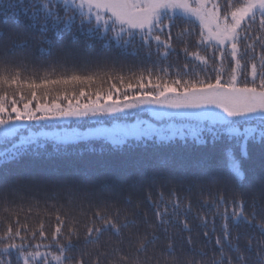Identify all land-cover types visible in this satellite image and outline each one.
<instances>
[{
    "label": "snow or ice",
    "instance_id": "6c2138e0",
    "mask_svg": "<svg viewBox=\"0 0 264 264\" xmlns=\"http://www.w3.org/2000/svg\"><path fill=\"white\" fill-rule=\"evenodd\" d=\"M0 17L2 24L11 19L16 25L23 18L25 34L38 31L44 36L49 47L40 49L41 56L53 54V41L47 37L52 32L57 39L66 35L70 44L82 45L85 51L94 49L96 43L101 51L115 48L119 56L139 60L142 68L135 83L119 76V85L112 84L107 91L90 93L80 88L72 98L64 95L66 105L53 100L31 107L28 100L21 108L15 94L10 99L6 90L0 92V141H15L11 150L0 149V180L15 183L18 177L9 166L26 158H63L82 146L96 153L99 145L100 156L119 155L127 163L120 173L105 167L99 177L96 173L81 174L85 188L90 181L100 188L99 193H86L89 202L95 200L97 204L83 235L74 227L65 231L64 218L58 213L50 239L43 223L37 231L29 232L18 219L15 228L4 219L0 264H264V222L254 225L255 200L249 214L244 192L253 189L264 199V0H0ZM173 29H179L175 39L184 43L186 61L182 67L167 63L169 56L177 54ZM193 34L196 51L189 49L185 39ZM4 38L5 33L0 31V42ZM17 47L26 48L27 43L17 45L13 41L11 49L0 52V86L26 85L33 90V100L38 88L88 84L95 79L93 75L72 74L44 78L39 83L22 81V69L9 59ZM200 50L211 55H201ZM78 51L65 48L57 63L61 59L65 64L74 62ZM226 61H230L228 69L224 67ZM20 98L24 100L22 93ZM82 127L85 130L81 131ZM49 145L53 147L51 156ZM148 148L199 152L195 159H160L158 170L193 182L226 179L241 190L228 198L218 192L212 203L215 216L223 222L220 234L215 235L217 252L210 258L203 248L195 251L192 229L186 220L183 231L189 235L180 247L186 244L192 255L177 254L176 240L168 232L180 208L175 192L171 193V217L167 205L163 210L154 205L156 224L145 218L143 226V214L130 211L131 192L123 208L118 206L114 193L105 195L113 184L131 180L128 187L132 188L144 179L146 171L127 158L138 149ZM254 152L259 156L258 176L244 167ZM151 179L155 181L157 176ZM257 179L258 187L254 183ZM148 199L151 201V196ZM163 199L161 193V202ZM200 219L206 229L209 221ZM241 224L257 227L260 234V238L247 236L243 249L239 245L241 236L233 237L231 231ZM150 229L162 230L164 241ZM203 235L208 244L212 243L208 231ZM28 236L32 241L39 237V241L33 244ZM159 243L164 246L158 248Z\"/></svg>",
    "mask_w": 264,
    "mask_h": 264
},
{
    "label": "trees",
    "instance_id": "16d2710c",
    "mask_svg": "<svg viewBox=\"0 0 264 264\" xmlns=\"http://www.w3.org/2000/svg\"><path fill=\"white\" fill-rule=\"evenodd\" d=\"M2 19V17H0ZM21 18V24L16 25L11 19L7 24L0 23V31L5 33V38L0 42V52L8 51L12 47L14 41L17 45L27 43L26 48L17 47L14 54L9 57L13 65L19 66L21 71L22 81H36L39 83L42 79H59L65 75H93L95 79L88 84H69V85H47L46 87L36 89V99H32V89L26 85L20 88L12 86H0V92L7 91L9 98L15 94L18 107H23V103L31 100V107H35L37 103L51 104L53 100L57 103L66 105L67 101L63 99L67 94L72 98V93L77 95L80 88H84L90 93L97 90L107 91L112 84L119 85V76L125 78V82L132 81L135 83V77L141 71V62L132 57H121L117 50L104 49L101 51L100 44L96 43L95 48L85 51L82 45L70 44L68 37L65 35L63 39H57L52 32L47 33V37L53 41L52 56H41L40 49H48V45L44 43V36H41L38 31H29L26 34L22 28L25 23ZM75 31V30H74ZM179 29H173V44L176 48V55H171L167 63L178 65L180 67L186 61L185 53L182 51L184 43L181 40L175 39ZM18 34V35H14ZM12 39L9 40V36ZM188 41V47L191 51L197 50L196 36L185 37ZM87 43H93L88 41ZM65 48L78 49V54L75 61H69L67 64L61 59L62 51ZM201 55H211L200 50ZM155 59V57H153ZM192 60V57H187ZM146 63V62H145ZM194 64H199L198 61L193 60ZM218 63V61L216 62ZM199 71V69H197ZM209 72L211 67H209ZM162 75V73H160ZM203 73L201 78H203ZM109 76L112 79H109ZM20 93L23 94L24 100L20 98ZM47 93V95H45ZM57 96L60 99L57 100ZM75 100H73V103ZM81 102H84L82 98ZM2 148V147H1ZM48 152L51 156L53 147L48 146ZM206 151V150H205ZM100 146H96V153H92L87 147L74 148L70 151L67 157L63 158H49V159H29L26 158L18 165L9 166L13 175L18 179L15 183H8L0 180V230L3 228V220L6 219L11 222L15 228L17 225L15 221L18 219L20 224H26L29 232L37 231L41 223L44 224V230L48 234L49 239L56 226L57 213L64 218L65 228L74 227L79 230L81 235L85 231V225H89L92 220V213L96 211L97 201L93 200L91 203L90 197L86 196L87 192L99 193V186L93 187V182L90 181L85 188L81 184V174L96 173L97 177L103 174L104 168L108 167L116 173H120L127 167L126 158L119 155H99ZM200 155L199 152H190L186 150L168 149L164 151L155 150L153 148L138 149L133 152L127 160L135 161L139 167L146 171V175L142 181L136 183L134 187L129 188L128 184L131 180L123 184H113L106 192L115 194V199L118 201V206L126 207L123 203L125 197L129 192L132 193L133 207L130 211H136L141 214V224L146 218L153 225L156 224L155 207L159 205L163 210L167 205L169 209V216L171 217L172 203L174 198L171 196L175 192L180 200V208L177 210L176 217L172 218L173 223L168 226L169 234L175 238L177 243V254L189 256L192 255L189 247L184 244L181 248L180 244L189 234L183 231V222L186 220L189 227L192 229L191 235L194 241L195 251L199 252L201 248L208 254L210 258L213 253L217 252L215 245V235L220 234V226L222 220L219 216H215V208L212 207L213 201L217 197L218 192H222L226 198L238 195L241 191L230 181L217 180L212 182H193L190 179L180 180L175 177L173 173L164 170H158V161L160 159H179L184 157L186 159H195ZM244 167L249 170L250 174L259 175V156L254 152L252 158L245 162ZM155 175L157 179L153 181L151 177ZM255 185L258 187L259 180L257 179ZM72 185L73 187H68ZM247 201V212L250 214L253 211L251 205L255 200V212L257 220L254 222L258 224L264 222V199L255 194L253 189H244ZM163 194V202L160 200V195ZM151 196V201L148 197ZM138 204V206H136ZM191 205V211H188V205ZM7 209V211H5ZM211 209V210H210ZM223 211V209H221ZM201 217L207 218L209 224L205 229L201 223ZM132 217H130L131 219ZM215 218L216 233L212 234V220ZM156 231V234L164 241V233L159 229H150L149 231ZM204 231L210 233L212 243L208 244L203 235ZM232 236L237 234L241 236L239 245L243 249L246 244L247 236H254L260 238L257 227H249L246 224H241L232 227ZM28 239L34 244L39 241H32L31 237ZM105 239H108L105 236ZM115 239V238H114ZM236 241L233 240V243ZM83 241H81V245ZM163 243H159L157 247H163ZM91 248V246H89ZM124 251H127L124 248ZM76 253H73L75 255ZM195 259H200L199 256H194ZM89 258H86V260Z\"/></svg>",
    "mask_w": 264,
    "mask_h": 264
},
{
    "label": "rangeland",
    "instance_id": "374dc122",
    "mask_svg": "<svg viewBox=\"0 0 264 264\" xmlns=\"http://www.w3.org/2000/svg\"><path fill=\"white\" fill-rule=\"evenodd\" d=\"M219 63V62H218ZM229 66H230V61H226L225 62V64H224V67H225V69H228L229 68ZM211 72V71H210ZM213 75H214V73H213ZM227 78V72L225 73V79ZM75 103V102H74ZM131 122V121H130ZM92 122L91 121H89L88 122V124L90 125ZM47 130V129H46ZM81 131H83V130H85L83 127L80 129ZM17 140H18V138H16ZM13 142H15V141H13ZM13 142H3V141H0V149H3V148H5V147H7L8 149H10L11 150V148H12V143ZM2 147V148H1Z\"/></svg>",
    "mask_w": 264,
    "mask_h": 264
}]
</instances>
